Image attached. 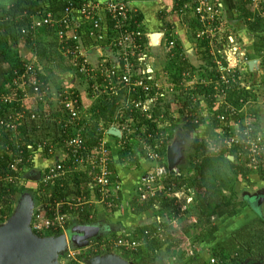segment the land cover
<instances>
[{
	"label": "built area",
	"instance_id": "2783aa9c",
	"mask_svg": "<svg viewBox=\"0 0 264 264\" xmlns=\"http://www.w3.org/2000/svg\"><path fill=\"white\" fill-rule=\"evenodd\" d=\"M251 4L254 11L263 17L264 0H251ZM188 9L192 11L200 25V31L196 32V36L213 45L220 30L222 4L218 1L194 0L193 6L183 5L181 8L185 11ZM76 12L87 20L90 37L93 39L102 37L98 33L103 30L105 48L101 47L99 57L93 58V53L91 56L81 44V37L76 31L81 29L82 22L77 19ZM137 13V10L125 0H110L104 3L86 1L80 8L69 4L60 17L51 12L43 15L44 17L41 16L42 19L36 17L28 29L21 30L23 34H30L42 24L51 27L65 26L63 30L57 31L62 45V55L69 60L78 74L86 78L73 79L72 82L63 81L60 86H54L51 81L44 83L39 80L33 63H29L25 64L23 72L15 73L12 80L15 89L0 93V139L2 137L6 139L5 153L11 160L9 173L0 177V180L6 183L17 181L19 183L24 180V175L22 177L21 175L24 174L25 168L22 167L27 163L25 152L28 151L32 160L35 155H57V158L41 172L39 183L42 187L58 181L63 183L70 174L83 172L95 193L93 199L81 196L76 199L47 200L41 195L31 223L32 230L38 235L45 232L65 234L69 214L82 210L83 206L98 204L107 210L113 208L118 210L121 207V183L110 166L113 162L108 141V137L113 136L108 133L110 128L119 130L120 137H114L121 142V146H124V143L129 145L132 137L139 132L138 153L140 157L152 163L151 171L136 187L137 201L142 202L162 189H166L167 195L171 198L178 201L181 199L180 189L184 188L180 187L173 191L176 186L170 178L172 173L177 175L178 170L169 171L165 163L166 149L171 142L167 124L164 122L166 117L163 113L154 115L155 109L163 101L168 100L169 95H177L179 87L185 89L183 93L189 96L190 107H193L197 103L198 87L212 86L215 93L211 108L202 103L200 112L185 110L184 117L188 115L214 117L219 122L215 140L223 138L222 142L226 148L235 149V156H228H232L233 160L251 172L259 173L264 169V131L255 113L256 108L253 104L255 99H251L250 95L240 97L238 100L240 107H237L228 102L226 97L229 90L237 89L238 86L244 87L249 94L254 93L253 89L256 88V83L250 84L237 79L239 68L247 63L243 53L237 51L235 47L231 52V60L221 55L214 60L215 71L220 74L219 81L194 79L189 82V79H178L173 84L165 79V82H162V79H156L148 64L151 46L143 28V21L136 19ZM70 41H75L76 45H71ZM176 46L174 35L163 30L158 46L162 54L170 57L175 54ZM103 49H108L107 53H104ZM95 51L94 49L92 52ZM181 75L185 77L188 73L185 70ZM79 82L80 84L83 82L87 98L95 100L106 94L113 98L117 97L118 100L110 122L107 125L103 122L98 123L97 137L92 143H89L90 139L88 140L90 114L88 108L84 106L83 93L78 87ZM44 121L55 123L60 130L58 132L55 129L49 130L47 129L49 126L42 129ZM24 128L31 132L22 135L20 131ZM33 128L38 129V132H33ZM211 149L217 154L220 152L214 142ZM43 191L41 189L39 193ZM10 203L9 201L7 205ZM180 208L182 210L183 206ZM93 215L90 211L88 218L91 219ZM6 219L7 215L0 213V221ZM156 225L154 229L144 230L142 236L130 230L120 231L117 237L109 236L89 242L81 249L68 247L66 253L59 258V262L84 264L86 259L104 252L136 255L140 253L146 240L155 239L161 234L162 221L159 217ZM192 253L190 251V254ZM210 262L214 264L215 260L211 259Z\"/></svg>",
	"mask_w": 264,
	"mask_h": 264
},
{
	"label": "trees",
	"instance_id": "16d2710c",
	"mask_svg": "<svg viewBox=\"0 0 264 264\" xmlns=\"http://www.w3.org/2000/svg\"><path fill=\"white\" fill-rule=\"evenodd\" d=\"M86 1L87 0H15L8 7L0 6V93H3L8 89L9 90L15 89V87L12 84V80L15 77L16 72H23L25 68V64L33 63L37 71V78L43 81L44 83H48L51 80L49 74L51 70L52 71L54 70V68L56 69L54 70L53 76H60V77L63 75L65 70H69V63H70L69 60L68 61L62 60L61 62V60L59 59L58 62H56V60H53L54 55L56 54L55 49L45 47V44L43 43V39L46 40L50 39L51 41H53L54 45H56L58 48L61 49L62 45L60 44V39L57 31L60 29L63 30L65 26L55 25L54 27L53 26L51 27L47 24H42V26L34 29L33 33L30 34L27 33L23 34L21 33V30L28 29L32 25V22L36 17H40L42 19L44 17L43 15H45L48 12L53 13L57 17H60L64 8L69 4H74L77 8H80L81 5ZM240 2L241 4L238 6V8L241 14L239 15L238 19H240L239 20L240 22L244 20L246 25V31L257 38L258 41L256 42L254 49L256 53L260 52L264 50V16L262 17L259 15L258 12L254 11L253 6L251 4V0H240ZM75 14L77 19L82 22L81 29L77 30L76 33L78 36L81 37V44L83 45V47L91 55V52L94 51L95 49L93 48V46L96 45V43H99V45L104 46V42L100 41L98 37L95 39L90 37L89 36L90 26L88 25L87 20L84 19L83 15L80 14L79 12H76ZM136 19L142 21V18L139 13L136 14ZM193 21L195 28L199 29L200 25L198 21L197 20H193ZM109 24L110 22L108 21V25ZM99 34L102 35L103 37L104 34L103 30L102 32H99L98 35ZM21 43L24 44L29 50L34 52L35 57L37 56L36 61L29 62L28 60L22 58V56L19 53V44ZM70 43L73 46L76 45L75 41H70ZM205 43L207 44V41L203 40L201 43L202 45L200 44V46L206 45ZM176 50H177V46L175 48L174 58L169 59V63L165 65L163 69L168 71L172 67H175L178 76H180L181 72L191 67L188 66V64L185 63L183 60L176 61L179 57ZM204 54H205L204 58L206 62L209 63V64L207 63L209 66L205 70L203 77L207 78L209 76L212 77L213 80L220 79V74L217 71L212 70L214 68L213 67L214 63L212 60V56L208 54L207 48L204 49ZM94 56H97V54L93 52V58ZM44 62L47 65H43ZM49 65H54L53 69L51 68L52 66L49 67ZM209 67L211 68L209 69ZM73 79H86V78L78 74V76L77 75H75L74 77L71 76L67 80L63 78L61 79L60 83H62L63 81L72 82ZM88 79H92V78H88ZM262 83L264 84V81ZM60 85L61 84H59V86ZM214 93L215 91H213L212 86L211 87L199 86L197 89V96H198L197 103L193 105V107H190V101L188 99L185 102L184 108L181 110V112H185V110L188 112H194V111L200 112L202 103H205L208 108H211L213 103ZM249 95H250L249 91H247L244 87L238 86L237 89L235 88L229 90L226 97L228 102L232 103L237 107H240L238 101L239 98L244 96L248 97ZM252 98L254 99L253 96ZM117 101H118L117 97L113 98L105 94L95 98L94 103L87 109L88 114H90V121H91V127L88 129L89 130L88 140L89 139L91 140V141L89 140V143L95 142V139L97 137L96 128L98 126V123L100 122L105 123L113 116ZM186 106H189L187 107L188 109H186ZM160 113H163L165 117L168 116L167 110L159 105L155 109L154 115L157 116ZM185 118H186V122H184V124L181 125L180 127L184 132H189L190 137H191V132L196 131L201 124H205L209 122L208 124H210V127L217 128L219 126L218 120H216L214 117L206 118L205 115L190 117L188 115ZM145 123L148 124V122ZM45 128L49 130L55 129L56 132L60 130L56 127L55 123L52 122L48 123L47 121H44L42 124V129ZM35 129L36 128L32 129L33 132H38V129L37 130ZM176 129H173V131H175ZM29 132H31V130L27 128L21 129L20 131V133L24 136L27 135ZM174 134L169 133V140L172 139ZM210 135L211 136L207 142H199V139L197 137L193 138L189 146L190 147L189 151L188 148H186L185 151L187 157H189L187 160V164L185 165L186 175L178 176L172 173L170 177L176 183L178 189L184 186L183 188L186 189L191 194L194 192L197 193V191L206 184L205 183L206 179L204 177L206 176V173L204 172V169L208 167V165L211 166L213 163H218L222 165V168H226L227 171L231 174L230 176L231 181L229 186H225V187L223 186V188H227L229 194L221 204L217 202L212 209L209 207L210 205L209 206L206 205L207 208L206 209L201 206L203 201L202 197L199 195V193L195 194L194 197L195 204L193 205V207H191V209L194 210V214L196 215L198 222H203L208 218L209 216L207 215L209 214L208 209H210V211L213 212L218 207L224 206L226 208H229L230 210L228 212L229 216H234L238 211L237 209L238 206L249 205L252 207V205L248 203V201L241 199L239 194L236 192L237 189L235 184L239 176H241V178H245V177L247 178L250 170L247 167H243L241 164H238L237 161L235 160L230 161L226 157V155L228 154L235 156V149L226 148L222 142L223 138L221 140H215V136L217 135V133L214 132L211 133ZM25 138L26 140H28L27 137ZM213 142L220 149L218 155L221 156L220 158H214L213 156L214 151L211 149ZM5 143H6V139L5 138L3 139L2 137L0 139V177H4L7 173H9V166L11 161L9 156L5 153ZM25 155L27 158V163H25V165L22 168L23 169L29 168L33 170L34 163L32 160V156L28 154V151L25 152ZM120 157L122 158L123 162L127 164L128 163L132 164L133 161L136 159L134 154L130 151V147L128 144L121 147ZM112 164L110 165L111 168L113 166ZM23 175L24 174H22L21 177ZM258 176L259 179L264 182V169H262V171H259ZM67 180H68V184H64L61 181H58L55 184L47 185L46 187H42L40 185L38 188V192L35 194L36 198L39 201L41 199V195H44V198L47 200H54V199L59 200L60 198H65L69 195L76 196L73 188L77 189L76 193L80 191L81 188L88 189V191L91 190L89 188V179L85 173L74 172V174L69 175ZM21 181L20 184L22 183ZM69 183H71V185ZM41 189H43L44 191L39 193ZM22 190H23V186L19 185L18 181L17 183L15 182L6 183L4 180H0V202H2L5 208V209L3 208L0 211V213L7 215V218L9 217L11 213L10 211L12 209L11 207L12 201L16 198V194H18ZM9 201L11 203L10 205H7ZM137 202L138 201L135 198V200L132 202L133 208L131 209L132 213L136 215L158 207L159 214H161L162 216L167 215L170 218L172 215L176 213L178 207V201L176 200V198H171L170 196H168L165 192V189L157 191L154 195L149 196L142 202H139V204ZM90 211H92L93 214L95 215L96 211L93 205L83 206L82 210L80 211L77 210L70 213L69 220L67 221L66 224L67 227L70 226V223L72 221L71 219L75 217L82 218L81 222H85V223L95 221L97 218L94 217V215L91 219L88 218ZM105 211H107L108 213L109 212L116 213V211L118 210L117 208H113L112 210H105ZM3 221H0V223ZM144 228H140V230H138V232L136 233L143 235L144 230L142 229ZM206 228H207L206 233L204 236H202V241H204L203 245H210L209 244L210 242L212 241L214 242L215 239L214 234L215 232L218 231V227L214 224H209ZM172 232L167 233V239L168 241H171L169 243L168 248L176 245L179 242L178 241L179 238H176ZM58 234L59 233L45 232L40 235L51 236ZM117 235H119V232L118 234L115 233L114 237H117ZM176 239H178L177 243L175 241ZM153 240L156 239H152L147 247H149L151 244L155 242ZM181 241L182 240H180V242ZM212 244L214 245V247L216 246L215 248H213V255L216 256L219 259L220 263L222 264L226 262H228V264H241L247 258L257 260L260 257H262L264 261V202L262 205V217L259 216L256 212V218L253 220V222L248 223L240 227L239 229L235 230L227 240ZM189 261L190 264H208L207 260L204 259L201 254H195L193 257L189 259Z\"/></svg>",
	"mask_w": 264,
	"mask_h": 264
},
{
	"label": "crops",
	"instance_id": "0c3cea01",
	"mask_svg": "<svg viewBox=\"0 0 264 264\" xmlns=\"http://www.w3.org/2000/svg\"><path fill=\"white\" fill-rule=\"evenodd\" d=\"M14 1L15 0H0V6L8 7ZM87 1L104 3L110 0H87ZM125 1H128L140 14L143 21V28L146 33V37H148V35L153 33H158V32L163 33V30H167L168 32H171L174 35L177 42L176 52L179 55L176 61L183 60L185 63L188 64V66L191 67L189 68V70L192 72V75H190L189 71L186 70L188 75H185V77L181 75L182 74L181 72L179 76L180 79H198V78L212 79V77L209 76L207 78L203 77L205 70L209 66L208 65L209 63L206 62L204 58L205 48L208 49V54L213 56V58L216 57V59L220 57L219 55H221L227 60H231L232 59L231 52L235 49V47H237V51L243 53V56L246 58L245 59L246 61L252 59L259 60L260 61L259 69L253 72L249 71L247 63L244 64L242 68L240 67L237 79H242L243 82L246 81L247 83L250 84L256 83V88L253 89L254 93H250L251 95L250 98L252 99L253 96L255 99V102L253 103L255 104V108H256L255 113L258 116L259 125L264 131V84L262 83L264 81V50L257 53L255 52L254 48L256 42L258 41L257 38L246 31L245 21L242 20L240 22L239 21L240 19H238L239 15L241 14L238 8V6L241 4L240 0H211V1H218L219 3L222 4V10L220 13V23H219L220 30L216 38V41L214 43L216 46L215 48H212V50L210 49L211 46L210 47L207 45L200 46L202 40L199 39L195 34L196 28L193 20H196V18H194V16L192 15V11L190 9L186 11L181 10L183 5L193 6L194 0H125ZM99 40L105 43V40L102 39L101 36ZM235 40L237 42H235ZM101 47L105 48L102 45H98V44L94 45L93 48H95L96 50L94 53L99 54V52L102 49ZM107 51L108 49L105 50L103 49L104 53H107ZM19 53L22 56V58L25 60L28 61L30 60L31 62L32 61L34 62L37 59V56L35 57L34 52L29 50L22 43L19 44ZM160 54H161V50L159 49V47H157L156 49H151V52L148 53V64L151 66L154 75L158 76L159 79H168V80L179 79L177 78L178 75L175 77V72L171 73L163 69L162 67L163 65L161 63L162 60L160 61L161 59ZM171 56L167 57L166 55H164L163 60L169 61V59L174 58L175 54H172ZM94 58H96V56H94ZM210 68L211 67H209V69ZM212 70H216V69L213 68ZM196 75L199 76L196 77ZM82 100L87 108L90 106V102L92 101V99L87 98L85 94L82 95ZM208 123L209 122L205 124H201L199 127L203 135L204 132L208 133L205 136H203V138L199 139V142H207L211 136L210 134L216 132L217 130L214 127H210V124ZM176 124L177 123H174V125ZM176 126L177 128H179L178 125ZM177 131L178 130L176 129V132ZM138 136H139V132H137L132 137L131 142H129V146L131 145L132 147L130 151L134 154L136 158L132 164L129 163L127 164L123 162L122 158L120 157V149L123 146V145L121 146V142L118 141V139H116L114 136L108 137V141L112 151V160H113L112 169L117 177V180L121 183L120 199H121V204L124 206L128 205L129 202L132 203L135 200L136 187L140 184L142 178L145 177L147 173L151 171V167H152L151 162L140 157L138 153L139 150L135 148L134 144L132 143L135 140L138 142L139 139ZM213 154H214L213 155L214 158L221 157L218 156L219 153L217 154L213 152ZM226 157L229 158L228 154L226 155ZM56 158L57 155H53V156L35 155L33 159V163H34L33 170L29 168H25L23 170L24 176L26 174L33 173V171L42 172V170H44V168L47 165H50ZM181 169H186V168H181ZM79 173H83V172H79ZM67 178L63 181L64 184H68ZM238 178H239L238 180L239 182L237 183V185L239 184L241 185V187L238 188L237 186L236 192L239 194L240 197H241V193L244 191L252 192L253 189L256 190L264 186V182L259 179L258 172L250 171L247 178L246 177L241 178V176H239ZM240 180L245 181L246 183H251V187L249 185H248L249 187L243 185L244 182H240ZM38 184H39L38 185L39 188L40 183L38 182ZM69 184L71 185V183ZM89 188L91 189L90 185ZM73 189L76 194V196L74 197L84 196L89 199H93L95 196V193L92 191V189L88 191V189L81 188L80 191H78L77 193H76L77 189L76 188ZM71 196L73 195H69L65 198H71ZM93 206L95 207V211H96L94 217L99 219L100 218L99 216H104V213H102V211H105L104 210L105 208H103L101 205L98 204H95ZM132 208L133 207L131 204V209ZM131 209L129 210L130 213H132ZM237 209L238 211L234 216H229L228 212L230 210L229 208H226L224 206H220L216 209L217 213H216L215 225L218 227V231L215 232L214 234V238H215L214 242L212 241L209 243L211 246L213 245L212 243L227 240L235 230L239 229L240 227L248 223L253 222V220L256 218V212H255L256 208H253L249 205H243V206L240 205L237 207ZM128 216L129 215L123 218L124 223L121 222L125 228V230H121V231L130 230L133 231L134 233L138 232L140 228H144V227L146 228L142 230L154 229V227L157 226L156 223L159 217L156 216L157 218L155 217V220L153 221V218L149 215V210L137 215L132 213L130 215L131 217ZM81 219L82 218L79 217H75L71 219L72 221L70 223V226L74 222L77 223L81 222ZM136 235L139 236L140 234L136 233ZM146 241L148 243L151 242V240H146ZM146 241L144 243H146ZM201 250L203 251L201 255L204 259L208 260V258L210 259L213 258L210 252L211 248H207V249L201 248ZM186 258L188 257L181 258L179 262L177 261V263L183 264L182 262L185 261Z\"/></svg>",
	"mask_w": 264,
	"mask_h": 264
},
{
	"label": "rangeland",
	"instance_id": "374dc122",
	"mask_svg": "<svg viewBox=\"0 0 264 264\" xmlns=\"http://www.w3.org/2000/svg\"><path fill=\"white\" fill-rule=\"evenodd\" d=\"M199 31H200V27H199V29H196V32H199ZM251 37H253V36H251ZM235 42H237V41L235 40ZM43 43L45 44V47L55 49L56 54L54 55L53 60H56V62H58L59 59L61 60V62H62V60L68 61L66 58H64V56L61 55L62 54L61 49L58 48L56 45H54L53 41H51L50 39L49 40L43 39ZM208 43L209 42H207V44L206 43L205 44L209 47L211 46V48H210L211 50H212V48H215V46H216L215 44L211 45L210 43L209 44ZM96 44L99 45V43H96ZM229 45H230V43H229ZM96 57H99V56H96ZM160 57H161L160 61L162 60L161 63L163 65L162 67L164 68V66L167 65L169 63V61L163 60L164 55L162 54V52L160 54ZM215 59H216V57L213 58V56H212L213 62ZM29 62H31V61L29 60ZM44 63H43V65H47L46 63L45 64ZM49 67H51L53 69L54 65H49ZM55 69L56 68H54V70ZM54 70L53 71L51 70V72L49 74L50 78H51V80H50L51 84H53L54 86L55 85L59 86L61 79H63V78L67 80L71 76H73V77L75 75L78 76L77 70H75L73 65L71 66L70 63H69V70H65L61 77L60 76H53ZM186 70L189 71L190 75H192V72L189 70V68ZM167 72H171V73L175 72V77L178 75L175 67H172ZM198 76L199 75H196V77H198ZM178 78H180V77L178 76ZM156 79H159L158 76H156ZM79 80H81V79H79ZM193 80L194 79H189V82H192ZM161 81L165 82V79H162ZM177 81H178V79L177 80L176 79H170L169 83L175 84V82H177ZM78 84H79L78 87L80 88L81 93L86 94L85 93V86L83 85V82L81 84L79 82ZM183 89L179 87L177 89V91H178L177 95L173 94V96H171V95L167 94L170 96V98H168V100H165V101H163V103L160 104V106L162 108H165L168 112V116L165 118L164 122H165V124H167V131L171 134L176 133V130L173 131V129L177 128L176 125H178V127H179V128H177V130H179V129L182 130V128L180 126L183 125L184 122H186L185 117H184L185 112H181V110L184 108V104L189 99V96H187V95H185V93H183V92H185L184 91L185 89L184 90ZM180 93H181V95H180ZM193 93H195V92H193ZM93 103H94V100H92L90 102V106ZM187 107H189V106H186V109H188ZM110 120H111V118L109 120H107L104 124L107 125V123H109ZM174 123H177V124L174 125ZM206 134H208V133L204 132V135H203L200 128L197 129L196 131L191 132V137L188 139L187 144H186V148H188V151H189V148H190L189 146H190L193 138L197 137L198 139H201ZM132 143L134 144L135 148H137V149L140 148V145L136 140L133 141ZM129 147H130V149L132 148L131 145ZM186 157H187V155H186ZM188 158L189 157H187V160H188ZM181 168H185V166L180 167L178 169L177 175L178 176H180V175L185 176L186 175V169H181ZM204 172L206 173V176H204L206 179L205 180L206 186L204 185L203 187H201L197 191V193H199V195L203 199L201 206L206 208V205H208V206L210 205L209 207L212 209L213 206L217 202L219 204H221L223 202V200L225 198H227L229 193H228L227 188H223V186L224 187L229 186L230 181H231V179H230L231 174L227 171L226 168H222V165H220L218 163H213L211 166L208 165V167H206L204 169ZM238 180H239V178L236 180L235 184H236V187L238 186V188H240L241 185H239V184L237 185V183L239 182ZM21 182L22 183L20 184V181H19V185L23 186V190L21 192H19L18 194H16V198L12 201L11 211L13 210L14 206L16 205V202H17L20 194L24 190L32 191L33 195L35 197V200H36V204L38 202V199L36 198L35 194L38 192V185L39 184L36 182H33V181H29V180H22ZM240 182H244L243 185H246L247 187H249V186L251 187V183H246L245 181H242V180H240ZM175 186H176V188L173 191H177V189H178L176 183H175ZM254 190L255 189H253V191ZM165 192H166V189H165ZM180 192H181L180 193L181 199L179 201L177 200L178 201V207H177L176 213L174 215H172L170 218L167 215L162 216L161 214H159L158 207L149 210V215L153 218V221L155 220L156 216L160 217V219L162 221V232L159 236H157L155 238L156 240H153L155 242L153 244H151L149 247H147V246L150 242L149 243L147 242L145 244L143 243L142 250L140 251V253H138L136 255H130V254L125 255L127 257V259L131 260L135 264H172L171 262H177V261L179 262V260L181 258L191 256L192 254H190V251H192L193 254H199V253L203 252L201 250V248H206V249L211 248L210 252H211V256L213 257L211 259L215 260L214 264H222V263H220L219 259L213 255V248H215L216 246L214 247V245H212V246L208 245V247H207V245H203L204 241H202V236H204L206 233V229H207L206 227L209 224L215 225L216 213H217L216 210L211 212L210 209H208V212H209V214H207V215H209L208 218L206 220H204L203 222H198V219H197L196 215L194 214V210L191 209V207H193V205L195 204L194 197H195V194H197V193L194 192V193L190 194L186 189H184V190L180 189ZM166 194H167V192H166ZM71 198L76 199L77 197H74V195H73V196H71ZM137 203L139 204V202H137ZM131 204L132 203L129 202L128 205H126V206L121 205V207H119L118 211H116L117 213H108L107 211L106 212L102 211V213H104V216H99L100 217L99 219L106 220L109 225L110 224L113 225L111 230L113 232L115 231L118 234V232H120L121 230H125L124 225L121 223V222L124 223L123 218L127 217V215H129L128 217H131L130 215L132 213H130V211H129L131 209ZM0 205L3 209L4 208L3 204H0ZM181 206H183L182 210L180 208ZM132 207H133V205H132ZM105 210H107V209H105ZM204 213H206V212H204ZM106 215H108V216H106ZM124 215H126V216H124ZM153 225H154V222H153ZM168 232H172L176 238H179V240L178 239L175 240L176 243L178 241L179 242L176 245L169 247V248H168V246H169V243L171 241H168V239H167V233ZM114 234H112L111 236L114 237ZM180 240H182V241L180 242ZM202 245H203V247H202ZM123 254H125V253H123ZM211 259L208 258V260H207L208 264H213L210 262ZM182 263L189 264L190 262L188 263V259H186ZM223 264H228V262L223 263Z\"/></svg>",
	"mask_w": 264,
	"mask_h": 264
},
{
	"label": "water",
	"instance_id": "95a60500",
	"mask_svg": "<svg viewBox=\"0 0 264 264\" xmlns=\"http://www.w3.org/2000/svg\"><path fill=\"white\" fill-rule=\"evenodd\" d=\"M151 49H156L162 39V33L148 35ZM260 61L252 59L247 61L249 71L259 69ZM110 135L120 137L119 130L110 128ZM190 137L189 132L178 130L166 149V163L169 171H176L187 164L186 144ZM230 161L233 157L229 156ZM25 180L40 182L41 172L33 171L26 174ZM241 199L248 201L256 212L262 217V205L264 202V187L255 191H244ZM36 200L33 192L24 190L14 206L9 217L0 223V264H61L59 258L63 256L68 247L81 249L89 242L98 238L106 225L95 223L80 224L74 222L67 227L65 234L41 236L36 234L31 227L34 212L36 210ZM84 264H135L128 262L120 254L109 252L103 255H95L84 261ZM244 264V263H243ZM245 264H264L263 258L257 261H245Z\"/></svg>",
	"mask_w": 264,
	"mask_h": 264
},
{
	"label": "flooded vegetation",
	"instance_id": "af4514ba",
	"mask_svg": "<svg viewBox=\"0 0 264 264\" xmlns=\"http://www.w3.org/2000/svg\"><path fill=\"white\" fill-rule=\"evenodd\" d=\"M95 222H98L99 224H103V225H106L107 226V229H105V231H103L102 232V234H100L99 236H98V238H94V239H92L90 242H95V241H99V240H102L103 238H106V237H109V236H111L112 234H114V233H116L115 231L113 232L112 230H111V228L113 227V225H109L108 224V222L106 221V220H103V219H96L95 221H93V222H89V223H95ZM78 223H80V224H84L85 222H78ZM117 231V230H116ZM107 253H109V252H107ZM103 254H106L105 252L104 253H100V254H98V255H103ZM118 254H120L123 258H125L128 262H130V263H133L131 260H129V259H127V257L125 256L126 254H123V253H118ZM199 254H201V253H199ZM195 254H193L192 253V255L191 256H188V258H186V259H188V263L190 262L189 261V259L191 258V257H193ZM248 260V263L249 262H253V261H257V260H253V259H249V258H247V259H245L241 264H245V261H247ZM139 263V262H138ZM172 264H179V263H177V262H171ZM183 264H187V263H183ZM190 264V263H189Z\"/></svg>",
	"mask_w": 264,
	"mask_h": 264
},
{
	"label": "clouds",
	"instance_id": "9594fccd",
	"mask_svg": "<svg viewBox=\"0 0 264 264\" xmlns=\"http://www.w3.org/2000/svg\"><path fill=\"white\" fill-rule=\"evenodd\" d=\"M174 136V135H173ZM173 138V137H172ZM172 140V139H171Z\"/></svg>",
	"mask_w": 264,
	"mask_h": 264
}]
</instances>
